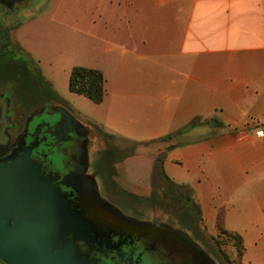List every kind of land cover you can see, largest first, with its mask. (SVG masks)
<instances>
[{
    "label": "crops",
    "instance_id": "crops-1",
    "mask_svg": "<svg viewBox=\"0 0 264 264\" xmlns=\"http://www.w3.org/2000/svg\"><path fill=\"white\" fill-rule=\"evenodd\" d=\"M50 10L56 22L70 12L77 37L103 42L107 61L81 66L103 72L97 105L107 102L114 131L147 148L130 160L151 173L162 157L167 177L196 193L210 230L221 211L227 228L239 193H251L252 229L263 225L264 0H57ZM179 130L157 156L153 141Z\"/></svg>",
    "mask_w": 264,
    "mask_h": 264
},
{
    "label": "flooded vegetation",
    "instance_id": "flooded-vegetation-1",
    "mask_svg": "<svg viewBox=\"0 0 264 264\" xmlns=\"http://www.w3.org/2000/svg\"><path fill=\"white\" fill-rule=\"evenodd\" d=\"M26 2L0 0V27L3 11L12 16ZM3 38L0 264H14L6 245L14 246L12 259L30 264H209L158 223L135 222L111 205L110 195L102 193V204L76 190L78 168L90 167L93 132L79 110Z\"/></svg>",
    "mask_w": 264,
    "mask_h": 264
},
{
    "label": "rangeland",
    "instance_id": "rangeland-1",
    "mask_svg": "<svg viewBox=\"0 0 264 264\" xmlns=\"http://www.w3.org/2000/svg\"><path fill=\"white\" fill-rule=\"evenodd\" d=\"M55 1L27 0L22 7H16L12 16L3 11L0 36L4 37V43L13 49L17 58L29 63L56 93L63 98L79 100V104L90 112L84 114L79 111L93 137L89 140L92 144L88 156L90 167L85 169L82 165L78 168L73 183L76 190L91 193L94 200L101 203L102 193L110 195L111 205L128 211L127 215H131L135 222L158 223L159 229L163 227L173 232L200 260L203 261L206 256L209 264H264V224L255 230L250 226L253 209L251 193H239L241 198L233 200L237 209L235 205L227 206L231 213L226 230L242 237L245 248L242 256L237 240L206 227L196 193H190L184 186L171 187L157 167L148 173L142 159L139 162L130 160L131 156L146 154L148 150L139 148L140 141L114 131L108 120L107 102L97 105L82 96H72L68 89L71 66L99 67L107 61V55L101 50L103 42L91 37H77L75 18L70 12L66 20H53L50 8ZM34 6L39 7L38 11L32 12ZM71 24L72 27L68 26ZM176 137L171 140H176ZM171 140L153 141L157 156L163 153L160 151L162 148L166 149L164 145L167 143L163 142ZM117 162H122L121 173ZM192 199L196 200L201 219L194 210ZM98 206L104 205L99 203Z\"/></svg>",
    "mask_w": 264,
    "mask_h": 264
},
{
    "label": "trees",
    "instance_id": "trees-1",
    "mask_svg": "<svg viewBox=\"0 0 264 264\" xmlns=\"http://www.w3.org/2000/svg\"><path fill=\"white\" fill-rule=\"evenodd\" d=\"M68 89L70 92L84 96L85 98L89 99L93 103L99 104L103 101L105 95V77L103 72L97 68H91L81 65H74L70 69L69 78H68ZM197 122V119H194L188 125L193 126ZM182 132V130L177 131L176 133H171L166 136L160 138V140L168 141L173 139L178 133ZM170 149V146L168 147ZM162 157H157L154 164V170L156 167L158 170L162 172L163 177L168 181L171 187L180 186L171 181L167 175L162 171L161 165ZM158 163V164H157ZM191 193V190L188 188ZM194 210L198 213L199 218L201 219V214L197 203L192 199ZM218 226V233L223 234L225 233L229 238L237 240L240 254L243 256L245 252V248L243 245L242 237L235 232H230L225 229L223 226V212L221 211L218 216L217 221Z\"/></svg>",
    "mask_w": 264,
    "mask_h": 264
},
{
    "label": "water",
    "instance_id": "water-1",
    "mask_svg": "<svg viewBox=\"0 0 264 264\" xmlns=\"http://www.w3.org/2000/svg\"><path fill=\"white\" fill-rule=\"evenodd\" d=\"M210 123L213 125L215 124V121L214 120H211ZM94 176V175H93ZM84 179L87 181L88 179L84 177ZM88 182V181H87ZM90 182V181H89ZM6 248H8L7 250V254H10V256L8 257H11L10 259H8L9 262H12L14 264H30V262L28 260H25V259H12V254H14V251L12 250L14 248V246H7L6 245ZM3 252L0 250V254H2Z\"/></svg>",
    "mask_w": 264,
    "mask_h": 264
},
{
    "label": "built area",
    "instance_id": "built-area-1",
    "mask_svg": "<svg viewBox=\"0 0 264 264\" xmlns=\"http://www.w3.org/2000/svg\"><path fill=\"white\" fill-rule=\"evenodd\" d=\"M255 136L258 139H264V125H261L256 129Z\"/></svg>",
    "mask_w": 264,
    "mask_h": 264
}]
</instances>
